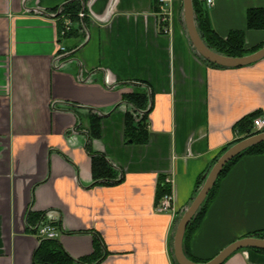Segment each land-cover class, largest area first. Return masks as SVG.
I'll return each instance as SVG.
<instances>
[{"label": "crops", "instance_id": "obj_1", "mask_svg": "<svg viewBox=\"0 0 264 264\" xmlns=\"http://www.w3.org/2000/svg\"><path fill=\"white\" fill-rule=\"evenodd\" d=\"M198 5L221 36L241 30L246 49L264 45V28L247 18L264 0ZM61 6L74 20L64 37L66 15L38 12ZM171 6L165 32L157 0H0V264L41 261L42 220L58 227L66 264H176L175 229L201 179L237 139L241 119L264 117V58L209 64L189 39L183 0ZM134 92L148 97L146 143L126 135L128 113L137 118L124 97ZM94 154L114 180L96 181ZM160 185L174 212L156 211ZM260 230L264 153L246 154L221 177L184 246L205 262ZM223 264H264V252L241 249Z\"/></svg>", "mask_w": 264, "mask_h": 264}, {"label": "trees", "instance_id": "obj_2", "mask_svg": "<svg viewBox=\"0 0 264 264\" xmlns=\"http://www.w3.org/2000/svg\"><path fill=\"white\" fill-rule=\"evenodd\" d=\"M195 11L198 15L197 17V23H198V29L200 31L201 36L207 43L209 47L212 49L226 54L230 56H243L246 54H249L251 52H254L261 48L263 46L260 45L259 47L253 48V49H246L245 48V33L244 31L237 30L232 31L229 33L227 37H223L213 28L212 23L210 21V17L208 14V11L206 9L201 8L198 5V0H193ZM68 8V7H67ZM69 9V8H68ZM75 12V11H74ZM248 26L249 28H264V9L263 8H255L250 9L248 11ZM207 61V60H206ZM209 64L222 67L220 65L211 63L207 61ZM127 101L134 104L139 109H145L148 106V97L145 93L142 92H134L131 94H128L124 97ZM151 110V108H150ZM148 112L144 115V117L136 121L133 117V115L129 114L126 118V135L128 141H131L133 143H146L148 141V130L146 128V120H147ZM257 113L250 114L243 119H241L236 125L235 130L238 134L237 139L224 148L221 154L225 152L232 144L240 141L243 138H246L248 136H252L254 134H257L261 131H254L253 130V123L254 119L256 118ZM100 117H92V132L99 135L100 131ZM263 131V130H262ZM257 153H264V142L255 145L253 147H250L243 151L241 154L233 158L223 169L219 179L209 192L206 200L200 207L197 217L191 221V223L188 226V230H195L199 225L201 224L206 211L209 202L215 197L217 193V188L219 185V181L223 175H225L230 168L235 164V162L241 158L242 156L246 154H257ZM221 156V155H220ZM93 171H94V177L97 180H114L115 179V172L112 170L111 165L107 162L106 158L102 155L94 154L93 156ZM204 178L201 179L200 184H203ZM168 190L166 188V185H160L157 192V201H159L162 196L165 194V192ZM250 235H254L256 237L264 238V230L256 231ZM40 246L38 249V261L39 259L42 261L37 262V264H66L70 258L68 255L64 254V250L62 249V246L60 242L57 240V238H44L41 237ZM257 251L264 252L263 249H257L252 248ZM39 255L43 256V258ZM192 260H195L194 258H191ZM198 261V260H195ZM176 264H178L176 262Z\"/></svg>", "mask_w": 264, "mask_h": 264}, {"label": "water", "instance_id": "obj_3", "mask_svg": "<svg viewBox=\"0 0 264 264\" xmlns=\"http://www.w3.org/2000/svg\"><path fill=\"white\" fill-rule=\"evenodd\" d=\"M61 9L62 6L55 14H50L41 9H38V12L42 14H48L52 17H57L60 15ZM183 15L189 39L196 52L205 60L223 67L235 68L254 64L264 58V45L258 50L243 56L226 55L209 47L198 29V15L195 11L193 0H183ZM262 142H264V130L232 144L225 152H223V154H221L210 170L204 175L205 180L202 186L200 187L191 204L180 217L175 229L173 236V252L175 260L178 264H223L233 253L238 250L245 248H257L264 250V238L248 235L230 243L212 259L205 262H199L192 260L187 256L184 246L185 234L189 224L197 217L200 207L219 179L224 167L233 158L241 154L246 149Z\"/></svg>", "mask_w": 264, "mask_h": 264}, {"label": "built area", "instance_id": "obj_4", "mask_svg": "<svg viewBox=\"0 0 264 264\" xmlns=\"http://www.w3.org/2000/svg\"><path fill=\"white\" fill-rule=\"evenodd\" d=\"M160 7V15H161V21L164 24V31L168 32L170 30L169 22L171 19V13H172V2L173 0H157ZM209 5H213V0H207ZM81 15H84L82 13ZM72 21L69 18L65 17L64 26L61 30V37L66 36V34L71 30L72 28ZM65 46H61L60 50L64 52L66 49ZM57 66V65H56ZM253 130L254 131H262L264 130V117L259 116L254 119L253 123ZM166 183H171L170 179H166ZM176 209L173 205V194L169 191L166 192L162 198L160 199L159 203L156 206L157 212H174ZM37 235L41 238H57L58 237V227L54 225L51 221L47 222L42 220L39 225L36 228Z\"/></svg>", "mask_w": 264, "mask_h": 264}, {"label": "flooded vegetation", "instance_id": "obj_5", "mask_svg": "<svg viewBox=\"0 0 264 264\" xmlns=\"http://www.w3.org/2000/svg\"><path fill=\"white\" fill-rule=\"evenodd\" d=\"M158 2V1H157ZM159 4V3H158ZM65 10H66V7L65 6H62V9H61V13H60V15L59 16H63V15H66L65 17L66 18H69L71 21H72V28H71V30L66 34V36L70 33L71 34V32H72V30L74 29V20H73V18L71 17V13H66L65 12ZM64 12H65V14H64ZM82 13H84V12H80V11H77V13H76V16L78 17V18H80V17H84L85 16V13H84V15H81ZM81 24V26H83L82 25V23H80ZM84 24V23H83ZM85 25V24H84ZM66 49V48H65ZM64 52H66V50L64 51ZM70 53V52H69ZM127 101V100H126ZM131 106H132V108H133V110L135 111V115H136V118H137V121H139V120H141L143 117H144V115L147 113V112H149V106H147V108H145V109H139V108H137L134 104H132V103H130L129 101H127Z\"/></svg>", "mask_w": 264, "mask_h": 264}, {"label": "rangeland", "instance_id": "obj_6", "mask_svg": "<svg viewBox=\"0 0 264 264\" xmlns=\"http://www.w3.org/2000/svg\"><path fill=\"white\" fill-rule=\"evenodd\" d=\"M257 117V116H256Z\"/></svg>", "mask_w": 264, "mask_h": 264}]
</instances>
